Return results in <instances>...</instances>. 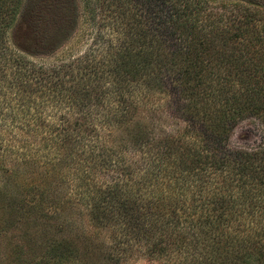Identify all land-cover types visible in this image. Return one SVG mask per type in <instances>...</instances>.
Returning <instances> with one entry per match:
<instances>
[{
	"label": "trees",
	"instance_id": "1",
	"mask_svg": "<svg viewBox=\"0 0 264 264\" xmlns=\"http://www.w3.org/2000/svg\"><path fill=\"white\" fill-rule=\"evenodd\" d=\"M80 1L94 31L73 61L46 67L8 55L10 47L0 44V122L18 121L25 136L21 152L0 145V192L21 203L27 212L21 220L49 229L66 226L82 207L71 201L82 205L86 198L92 225L109 231L113 243L82 252L71 240L49 237L32 264H127L141 252L162 264H264L258 0H57L67 23L61 41L78 28ZM24 4L28 11L33 2L0 0V21L13 24ZM99 14L109 20L99 22ZM144 88L175 99L185 126L161 138L145 127L125 132L137 160L121 154L98 164L90 153L74 165L90 123L101 116L107 125L128 124L126 94ZM113 98L118 108L104 116ZM66 107L72 119L62 113L57 119L74 121L75 129L48 121L55 117L47 109ZM245 121L257 140L234 146ZM39 129L29 143L27 134ZM30 145L40 151L31 155ZM34 156L45 159L42 167Z\"/></svg>",
	"mask_w": 264,
	"mask_h": 264
},
{
	"label": "rangeland",
	"instance_id": "2",
	"mask_svg": "<svg viewBox=\"0 0 264 264\" xmlns=\"http://www.w3.org/2000/svg\"><path fill=\"white\" fill-rule=\"evenodd\" d=\"M228 1L234 2L236 0H216L215 2L225 3ZM32 2V7L28 11L25 10L26 4H24L16 21L10 26H5L6 22L0 21V44L5 49L10 47L8 55L14 52L15 55L22 56L33 63L49 67L71 62L87 50L92 43L93 33L91 34V32L94 30L91 21L82 12L83 5L81 1L79 2L81 15L78 28L74 34H70L65 39L62 38V41V28L67 23L64 17H61L57 0H32ZM258 2L260 3L258 6L264 9V0H258ZM1 16L7 15L2 14ZM97 20L104 24L109 19L106 15L99 14ZM109 91L111 93V90ZM110 93L107 95L108 98ZM126 95L132 105L130 109L132 113L131 121L123 126L107 125L105 119L98 116L89 125L88 139L77 144L79 148L74 152V155H76L74 165L90 153H93L98 164L106 163L121 154L130 160H137L140 155L136 154L130 144L126 142L125 132L137 129V127H145L152 136L161 138L165 136L164 133H176L185 126V122L179 118L175 99H172L171 102L168 95L160 90L144 88V90L140 89L138 94L133 90L131 95ZM112 96L114 97V94ZM113 100L114 105L104 110V116L110 113L111 107L118 108V104L115 102L117 99L113 98L112 102ZM46 111L49 113V117H55L54 122L50 118H48V121L61 125V127L66 125L71 129H75L74 121L62 122L57 119L59 116L61 120V113L65 114L69 120L72 119L67 107L60 112H56L51 108ZM19 121L22 122L21 119ZM69 122L71 125H69ZM20 124L18 121L0 122L2 131L0 145L15 146L21 152L20 142L25 136ZM251 125L253 126L252 121H245L241 124L233 138L232 144L234 146L248 147L257 140L256 135L251 131ZM61 127L58 129H61ZM39 131L40 129L37 132L27 134L29 135V143L36 140L35 135ZM89 138H91L93 145L88 141ZM77 140L81 141L79 138ZM92 146H96L95 152H92ZM31 148H34L30 152L31 155L40 151L33 145ZM37 157L39 156H34L38 159L37 164L42 167V162L45 163V159ZM84 195L91 196V194ZM71 202L77 206H82L75 214V218H67V225L62 228L57 226L55 229H49V227L43 226L44 223L41 224L40 221L21 220L20 214H27L26 210L20 207L21 203L15 204L13 201H9L4 193L0 192V264H32L33 261L40 258L42 251L45 250V239L49 237L58 241L62 239L71 240L82 252L88 250L103 252L109 244L113 243V241H110L112 239L110 232L95 228L92 225L87 212L86 204L88 201L86 198H84L82 205L75 203V201ZM43 231L46 232V235L43 234ZM127 264L162 263L160 260L151 259L144 255V252H141L138 258L133 257Z\"/></svg>",
	"mask_w": 264,
	"mask_h": 264
}]
</instances>
